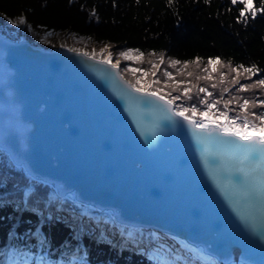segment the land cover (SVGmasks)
<instances>
[{"label": "trees", "instance_id": "obj_1", "mask_svg": "<svg viewBox=\"0 0 264 264\" xmlns=\"http://www.w3.org/2000/svg\"><path fill=\"white\" fill-rule=\"evenodd\" d=\"M260 3L261 0H253L256 7ZM242 7V3L232 4L230 0H175L172 4L166 0H0V24L23 14L24 24L30 26L35 38L47 31L71 38L54 41L53 46L63 43L72 46L74 38H83L97 48L111 44L117 52L139 49L145 53L144 58L133 63L149 70L151 62L159 63V56L163 54L165 62L156 78L166 80L164 70L167 69L177 80H191L193 84L207 87L213 93L212 99L219 98L222 89L227 87L230 91L223 93V98H238L243 103L244 99L264 100V88L238 91L239 85L231 83L235 76L231 67L254 63L264 69V13H258L254 19L245 14V22L237 19ZM197 56L202 58L199 64H189L183 73L178 71L184 68L183 64L173 68L169 62L170 58L184 61L195 60ZM210 57H220L222 63L209 66ZM212 67L216 69L212 72L213 80L198 79L207 75L205 68L212 71ZM187 72L193 75L189 77ZM221 72L228 73L224 83L220 82ZM262 77L264 71L248 79L241 70L240 82L251 84ZM171 84L170 81L166 91L173 96L181 95L175 107L196 104L202 109L204 105L199 101L203 93L194 92L188 100L182 96L183 86L174 89ZM213 84L217 86L213 88ZM229 111L243 115L235 100ZM252 111L262 113L264 107L250 106L249 112ZM14 202L23 209L18 211ZM25 205L54 208L55 216L40 217L35 211L26 210ZM81 207L92 208L70 196L58 195L52 185L33 179L0 150V263L6 264L15 253L16 258L27 257L32 264H156L157 261L132 247L133 241L139 244L150 240L145 229H133L138 240H129L130 245L125 248L120 247L121 241L116 243L113 238L102 236L101 232L105 231L102 227L96 228V234L79 230L74 233L68 221L76 220L85 227L97 226L95 221L79 218ZM59 210H65L66 216L58 219ZM118 231L124 237L128 226L121 224Z\"/></svg>", "mask_w": 264, "mask_h": 264}, {"label": "water", "instance_id": "obj_2", "mask_svg": "<svg viewBox=\"0 0 264 264\" xmlns=\"http://www.w3.org/2000/svg\"><path fill=\"white\" fill-rule=\"evenodd\" d=\"M0 45L9 49L0 48V112L14 114L17 123L45 129L58 128L63 135H55L49 140L53 145L68 141L72 146L83 143L95 147L106 143L111 136L106 134L101 120L82 109H69L50 95L45 84L59 82L63 91L68 93L80 89L78 83L86 77L117 83L135 98L154 102L162 114L185 131L184 141L192 143L194 134L203 133H212L227 141L224 145L215 146L188 144L180 152L172 150L164 154L168 160V167L163 168L165 177L151 165L145 173L159 192L170 198L182 196L217 207H257L261 209V220L264 219V154H256L255 160H243L236 146H243L246 142L237 137L223 136L218 131L201 132L194 129L181 117L173 116L162 101L130 88L125 81H131L121 73L120 68L101 63L99 56L94 60L83 55L86 52L83 49L72 51L73 47L68 46H43L28 38H12L2 31ZM81 83L84 85V81ZM116 139L122 142L113 137L114 141ZM122 143V147L116 148L106 144L103 146L113 153H127L129 150ZM0 150L6 152L12 162L23 167L33 179L52 185L60 196H70L72 200L97 208L98 213H110L124 224L139 229H154L164 235L183 239L220 264H264V239H261V258L251 250L231 257L227 252L196 239L192 235L193 227L169 225L168 220L185 219L191 222L194 217L188 211L182 215L174 205L161 202L154 190L137 188L132 183L123 185L119 177H112L115 180L112 184L107 177L94 179L97 183L93 184L90 177L84 175L87 166L77 167L71 163L64 167L67 179L61 180L60 175H45L36 170L2 141ZM136 155L135 158L140 156L138 153ZM84 156L91 154L81 152L78 157ZM251 169L254 171L249 176L247 173ZM67 180L70 181L66 183Z\"/></svg>", "mask_w": 264, "mask_h": 264}, {"label": "bare ground", "instance_id": "obj_3", "mask_svg": "<svg viewBox=\"0 0 264 264\" xmlns=\"http://www.w3.org/2000/svg\"><path fill=\"white\" fill-rule=\"evenodd\" d=\"M27 36L22 35L23 38H28ZM0 48L9 51L1 45ZM116 61L113 59V62ZM97 80L100 79L86 77L81 80L84 81V85L81 81L78 83L80 89L68 93L63 91L59 82L45 85L50 95L69 109H82L96 115L103 123L108 136L111 135L124 142L126 146L124 148L129 150L127 153H113L105 149L104 144L114 148L123 146L122 142L117 139L114 141L111 136L106 143L103 142L102 145L98 144L95 147H88L83 143L72 146L68 141L53 145L49 140L55 135H63L58 128L45 129L33 124L17 123L14 114L2 112H0V141L45 175H60L59 178L65 180L67 171L64 167L71 163L77 167L87 166L84 175L89 176L93 184L97 183L94 179L105 177L112 184L115 183L112 177H119V182H123V185L132 183L137 188L154 190L161 202L169 206L174 205L182 215L187 214L188 211V214L194 217L191 222H186L185 219L168 220L169 225L175 227L185 224L193 227L192 235L196 239L227 252L231 257L251 250L255 256L261 258V233H264L261 209L217 207L188 200L182 196L170 198L159 192L145 174L151 165L165 177L163 168L168 167V160L164 154L169 151L180 152L188 144L215 146L224 145L227 141L212 133L194 134L192 143L184 141L182 138L185 131L162 114L163 112L154 102L135 98L121 89L117 83ZM144 101L150 103L145 104ZM81 152L91 156L78 157ZM137 153L140 156L135 158ZM61 159L64 160L61 162ZM68 181L70 180L65 182ZM149 230L151 232L153 229ZM165 237L188 246L178 237L172 235ZM154 242L156 240L150 237L147 243H139L138 247L145 248ZM188 247L195 253L197 259L206 263L208 261L215 263V259L203 253L201 249Z\"/></svg>", "mask_w": 264, "mask_h": 264}, {"label": "snow or ice", "instance_id": "obj_4", "mask_svg": "<svg viewBox=\"0 0 264 264\" xmlns=\"http://www.w3.org/2000/svg\"><path fill=\"white\" fill-rule=\"evenodd\" d=\"M167 3L172 4L175 0H166ZM205 2H210V0H205ZM232 4L242 3L243 7L239 10V15L237 19H245L247 17L245 14H250L251 18H255L258 13H264V0H261L260 6L256 7L253 5V0H230ZM10 23L13 24H22L26 23V17L21 14L19 17L10 20ZM30 27V26H29ZM72 51H78L73 48ZM106 53V55H105ZM133 53H139V55H133ZM83 55L89 56L91 59H97V56H100V62L104 64H108L115 69H119L120 63L119 61L113 62V52L110 51L107 47L101 48L99 53L93 50L91 53L84 52ZM121 57L125 60H142L144 58L145 53L140 51L139 49H127L125 51H121L119 53ZM155 55V53H153ZM202 58L197 56L195 60H184L181 61L179 59L170 58L169 62L173 68L177 65L183 64L184 68L178 69L180 73L184 72V69L191 63L199 64ZM165 62V57L163 54L159 56V63L151 62V69L144 68H134L129 67L127 70L132 72L133 74L140 73V77L135 81V83H131L129 81H125L126 84L130 88H132L135 92L141 93L144 96L155 97L157 100L162 101L172 112L173 116L181 117L184 121L190 124L194 129H198L201 132H220L223 136L237 137L240 141L246 142L243 146H236L237 150L241 153L243 160H255L257 158L256 154H264V112L257 113L255 111L249 112V107H255L257 104L259 106L264 107V100H249L244 99L243 103H239L238 98H232L225 100L223 98V93L229 92V88L225 87L222 89V93L219 98L212 99L209 101V97H212L213 93L209 91L207 87H200L197 84H193L191 80H177L173 74V72L164 70V76L167 78L164 81L160 79H152L151 81L145 83L146 77L151 74L152 77H156L157 71L160 69L161 65ZM218 63H222L220 57H210L208 58L207 64L209 66H215ZM231 62H229L230 65ZM215 67H212V71H209L208 68H205V72L207 75L199 76L200 80H213L214 77L212 72L215 71ZM241 70H243V74L246 75L248 79L256 76L257 73L264 71L256 64H251L250 66H245L243 63H238L235 67H231V71L235 73V76L232 78L231 83L233 85H239L238 91H249L254 87L264 88V77L255 80L253 83H241ZM193 75L192 72H187V76L191 77ZM228 73L221 72L220 73V82L224 83L227 79ZM123 79V77H121ZM172 82L171 87L174 89H181L182 87V96L188 100L192 99V94L194 92L204 93L203 98L200 99L199 103L205 105L204 109L201 110L196 104H192L190 107H186L184 105H179L174 107L175 102L181 99V95L173 96L171 92L166 91L167 88L170 87L169 82ZM163 84V87H156L157 85ZM217 85L213 84L212 87L215 88ZM235 102L239 105L240 111L243 115L231 116L229 115V106ZM145 104L150 103V101H144ZM223 103L224 110H221L218 105ZM199 116L200 119H196ZM253 117L254 119H249V117ZM259 121V123H256ZM254 169H251L249 176H251V172ZM239 180L240 177H237ZM261 239H264V234H262ZM6 264H32V262L24 257L23 260L16 258V254L14 253L12 257H10ZM42 264V262H41ZM156 264H171L170 261H157Z\"/></svg>", "mask_w": 264, "mask_h": 264}, {"label": "rangeland", "instance_id": "obj_5", "mask_svg": "<svg viewBox=\"0 0 264 264\" xmlns=\"http://www.w3.org/2000/svg\"><path fill=\"white\" fill-rule=\"evenodd\" d=\"M0 31H2L3 33L7 34L10 37H13L15 39H18L20 37H22V35H28L27 37L30 39L31 37V41L37 43V44H41V45H45V46H53V42L54 41H59L61 42V40H71V38H68L67 36H64L63 34L61 35H56L53 32H49L47 31L42 37L40 38H35L32 34V31H30V28L28 27L27 24H13L10 23V21H8L6 24H0ZM59 46V45H58ZM61 46V45H60ZM62 46H68V44L63 43ZM69 47H73L76 49H83L86 52L91 53L93 50H95L97 53H99V50L102 48H97L95 45L93 46V44L87 42L86 40H84L83 38H74L73 39V45L69 46ZM107 47L110 51L113 52V59L119 61L120 63V71L121 73L126 76L133 84L135 83V81L140 77V73H136L133 74L132 72L128 71L127 69L129 67H134V68H144V67H140L136 64H134L133 62H135V60H125L123 57H121L119 55L120 52H117L113 46L111 45H105L103 48ZM106 55V53H105ZM100 57V56H99ZM147 69V68H144ZM152 79H156V77H152L151 74H149L148 77H146L145 79V83L151 81ZM200 87H205V86H200ZM210 91V90H209ZM205 94L203 93V96ZM212 97H209V101L211 102ZM222 106L220 107V105H218V107L221 110H224L223 108V103H221ZM205 107V105L202 107L201 110H203ZM229 115L231 116H236L231 114V112L229 111ZM198 120L200 119L199 116L196 117ZM249 119H254V118H249ZM256 123H259V121H256ZM52 196H54V194H52ZM15 203V202H14ZM15 207L18 211H21L23 209L22 205L15 203ZM24 208L26 210H33V212L35 211L36 214L40 217L46 216L47 218H54L55 214V210L54 208H49L48 206H40V207H34L31 205H25ZM66 211L65 210H59L58 211V219H60L62 216H66ZM78 214L80 215L79 218L85 220V221H92L89 220V218L84 217L82 212L78 211ZM113 216V215H112ZM115 218V217H114ZM116 219V218H115ZM79 220V219H78ZM97 223H100L99 218H96L95 220ZM106 223L108 224V226H105V224H103V226H95L92 225V227H85V225L80 224L78 221L73 220L68 221L67 223L70 224L71 230L74 231V233L78 230L80 231V233L82 232H89L91 234H96L97 230L96 228H103L105 231L101 232L102 236L106 237V238H113V241L119 242L121 241V245L120 247H127L130 245V241L132 240L133 237L131 235H129L128 232H126L124 234V237H120L122 234L119 233V229L118 227L116 228L115 223L114 222H108L107 220ZM93 222V221H92ZM80 225V226H79ZM148 235V234H147ZM75 236V234H74ZM148 237L153 238L156 240V242L152 243L151 245H149L148 247L145 246L144 247H138V245L136 243H132V247L137 250L140 251L143 254H146V256L154 261H170L171 264H216L213 261H208L203 262L199 259L196 258L195 253L192 252L191 249H189L188 246L185 245H181L179 243H177L174 239H170V238H166L164 234L157 232L156 230H151L150 234L148 235ZM147 243V242H146ZM74 249L76 248L75 244H70ZM1 264V263H0Z\"/></svg>", "mask_w": 264, "mask_h": 264}]
</instances>
